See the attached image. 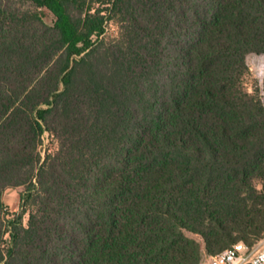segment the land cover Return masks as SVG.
<instances>
[{
    "label": "trees",
    "instance_id": "16d2710c",
    "mask_svg": "<svg viewBox=\"0 0 264 264\" xmlns=\"http://www.w3.org/2000/svg\"><path fill=\"white\" fill-rule=\"evenodd\" d=\"M248 53H264V0H0V264H194L187 232L208 252L261 240Z\"/></svg>",
    "mask_w": 264,
    "mask_h": 264
},
{
    "label": "rangeland",
    "instance_id": "374dc122",
    "mask_svg": "<svg viewBox=\"0 0 264 264\" xmlns=\"http://www.w3.org/2000/svg\"><path fill=\"white\" fill-rule=\"evenodd\" d=\"M42 18L45 22L50 23L51 21V14L46 9L41 10ZM119 36V24L116 19H113L109 21L106 25L105 32L103 34V37L106 41H112L115 40ZM245 65L246 70L244 71V74L240 78V83L243 89L247 90L250 94L256 96L262 103H264V53H248L245 57ZM58 149V141L49 132H45L41 137V142L38 145V150L42 157H44L46 154H53ZM257 188L260 189V183H256ZM7 188H18L20 189V193L24 190L23 186L20 187H7ZM5 188L4 190H6ZM4 192V191H3ZM3 203V202H2ZM26 212L23 214L22 222L23 225L27 224L28 219V212L31 209L30 205H25ZM20 210V202L19 207L16 211ZM3 211L5 212L4 218H9V213H12V211L8 210L4 206ZM8 213V214H7ZM186 235L196 241L200 245V252L197 261L205 260L209 258L211 255H214L215 253L219 252L218 250H214L213 252H208L205 249L204 241L202 237L195 233H189L187 232ZM8 235L7 233L4 234V240H3V248L6 249L8 247ZM264 240V237L259 240L258 242H255L253 244H246L248 248L256 247L258 244H260Z\"/></svg>",
    "mask_w": 264,
    "mask_h": 264
},
{
    "label": "built area",
    "instance_id": "2783aa9c",
    "mask_svg": "<svg viewBox=\"0 0 264 264\" xmlns=\"http://www.w3.org/2000/svg\"><path fill=\"white\" fill-rule=\"evenodd\" d=\"M194 264H264V240L252 248L243 242L234 243Z\"/></svg>",
    "mask_w": 264,
    "mask_h": 264
},
{
    "label": "crops",
    "instance_id": "0c3cea01",
    "mask_svg": "<svg viewBox=\"0 0 264 264\" xmlns=\"http://www.w3.org/2000/svg\"><path fill=\"white\" fill-rule=\"evenodd\" d=\"M2 202L10 211H16L20 202V189L7 188L2 194Z\"/></svg>",
    "mask_w": 264,
    "mask_h": 264
}]
</instances>
